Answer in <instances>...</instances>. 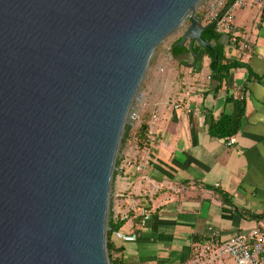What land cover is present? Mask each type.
<instances>
[{"label":"water","instance_id":"1","mask_svg":"<svg viewBox=\"0 0 264 264\" xmlns=\"http://www.w3.org/2000/svg\"><path fill=\"white\" fill-rule=\"evenodd\" d=\"M202 1L0 0V264H109L132 104L186 20L174 47H207Z\"/></svg>","mask_w":264,"mask_h":264},{"label":"crops","instance_id":"2","mask_svg":"<svg viewBox=\"0 0 264 264\" xmlns=\"http://www.w3.org/2000/svg\"><path fill=\"white\" fill-rule=\"evenodd\" d=\"M232 6L236 35L221 34L219 46L243 67L221 81L204 49L193 51L197 44L171 54L180 36L146 71L137 96L146 140L137 148L128 133L112 179L111 212L124 223L110 241L122 248V264H233L212 252L236 234H264V219L238 214L264 213V7ZM229 97L245 101L232 145L208 135L210 118L231 113Z\"/></svg>","mask_w":264,"mask_h":264},{"label":"trees","instance_id":"3","mask_svg":"<svg viewBox=\"0 0 264 264\" xmlns=\"http://www.w3.org/2000/svg\"><path fill=\"white\" fill-rule=\"evenodd\" d=\"M234 0H227L225 3L224 9L229 7ZM208 24H212L209 22ZM207 25V24H206ZM219 33L215 31V25H212L211 27H208L206 30H204L201 34L202 40L207 43V47L203 48L205 53L210 58V70L212 73L217 74L221 81L227 77L230 70L238 67H243L244 64L233 61V60H227L222 53V48L219 46ZM180 41L177 40L175 42L178 43ZM174 44V45H175ZM174 45L171 46V54L174 57H177L184 53L185 47H174ZM200 48L199 45H194L193 51L196 52ZM251 73H249L247 81L250 80ZM227 103L232 104V111L229 114H222L218 120H215L213 118H210L208 123V135L211 138L215 139H224L229 138L237 134L241 127V121L244 116L245 112V101L243 98L234 99L232 97L227 98ZM130 129V125L125 126L124 134L121 140V143L123 144L127 138L128 131ZM146 132H147V126L145 123H142L135 134L136 138V147L142 148L143 143L146 140ZM122 158L116 159L115 163V171L113 176L116 174V169L119 167L121 163ZM222 200L232 205L231 200L226 197L224 193H219ZM112 200H110V211H109V218H108V230H107V254L109 258V264H122V248H117L114 246V244L110 241V236L113 232L117 231L124 223V220L113 219V214L111 212L112 207ZM238 211V210H236ZM238 214L243 217L244 219L249 220H263L264 219V213L260 215H254V214H246L245 212L238 211Z\"/></svg>","mask_w":264,"mask_h":264},{"label":"built area","instance_id":"4","mask_svg":"<svg viewBox=\"0 0 264 264\" xmlns=\"http://www.w3.org/2000/svg\"><path fill=\"white\" fill-rule=\"evenodd\" d=\"M234 2L240 7H264V0H234ZM225 3V0H220L210 5V9L208 10V23H214L215 31L219 34L236 35V29L233 25V3L224 9ZM223 10L224 13L220 16ZM233 143L234 138H229L228 144L232 145ZM131 164L132 160H128L127 165ZM212 255L217 259L229 257L232 259L233 264H263L264 234H261L258 230H254L250 234H236L219 248H216L212 252Z\"/></svg>","mask_w":264,"mask_h":264},{"label":"rangeland","instance_id":"5","mask_svg":"<svg viewBox=\"0 0 264 264\" xmlns=\"http://www.w3.org/2000/svg\"><path fill=\"white\" fill-rule=\"evenodd\" d=\"M217 1H220V0H204V1H202V3L198 6V8L196 10V14L197 15L201 14L200 12L202 10L204 12L206 11L205 13L208 14V10L210 9V5L212 3L217 2ZM188 25H189V21L186 20L179 28H177L172 34H170L168 37L163 39L157 45V47L154 50V53H153L152 57L150 58V61H149V64H148V68L151 65V63L154 61L155 57L161 51H163L165 53L168 52L171 43H173L178 37L183 35V33H184V31H185V29L187 28ZM143 81H145V77H144ZM143 81H142V84H141V87H140L139 91L142 90L141 88H142V85H143ZM139 103H140L139 97H136V99L134 100V102L132 104L131 114L128 117L127 123H126V125H130V129L128 131L129 136H130V141H131L132 144L134 143L135 145H136L135 134H136L137 129L139 127V119H138V113H137V109L139 107ZM124 149H125V142L123 144L120 143L117 159L120 158V157L121 158L123 157ZM110 200H113V190L112 189H111V194H110Z\"/></svg>","mask_w":264,"mask_h":264}]
</instances>
